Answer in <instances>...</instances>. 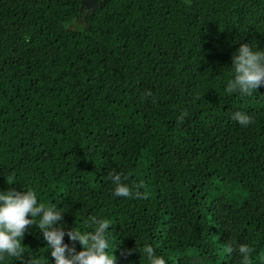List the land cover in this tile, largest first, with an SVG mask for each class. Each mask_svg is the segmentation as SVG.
Listing matches in <instances>:
<instances>
[{
  "label": "trees",
  "instance_id": "trees-1",
  "mask_svg": "<svg viewBox=\"0 0 264 264\" xmlns=\"http://www.w3.org/2000/svg\"><path fill=\"white\" fill-rule=\"evenodd\" d=\"M80 3L0 0V192L34 190L65 228L111 221L116 264H150L146 245L166 264H242L224 251L240 244L264 264V86L224 91L239 45L264 49V0ZM112 172L146 198L114 197ZM21 243L55 264L37 226Z\"/></svg>",
  "mask_w": 264,
  "mask_h": 264
},
{
  "label": "clouds",
  "instance_id": "clouds-1",
  "mask_svg": "<svg viewBox=\"0 0 264 264\" xmlns=\"http://www.w3.org/2000/svg\"><path fill=\"white\" fill-rule=\"evenodd\" d=\"M233 78L229 79L224 89L226 94L238 93L242 96H251L259 87L264 86V49L254 48L247 43H241L231 57ZM145 96H152L151 91H146ZM188 116L186 110L181 112L177 123L182 124ZM241 127H247L254 123L253 118L245 112L237 111L232 114ZM114 186L113 196L121 198H146V193L139 189L142 185H129L126 174L112 172L108 175ZM63 212L52 206H45L38 202L34 190L18 191L9 188L0 192V260L6 257L20 260L21 264H41L39 259L24 258L25 249L21 243L28 230L37 226L47 242V248L55 264H116L113 253L115 247L110 246L108 238L110 226L113 225L107 219H98L89 216L85 220L90 231H78L73 228H65L61 223L64 219ZM94 226V227H93ZM67 235L72 245L64 242ZM79 242L81 250L77 251L75 243ZM139 252V249H136ZM133 249H128L123 255H131ZM224 251L231 255L236 252L242 256V264H251L250 248L247 244L237 247L226 245ZM144 255L150 264H166L163 257L155 254L154 248L146 245Z\"/></svg>",
  "mask_w": 264,
  "mask_h": 264
},
{
  "label": "flooded vegetation",
  "instance_id": "flooded-vegetation-1",
  "mask_svg": "<svg viewBox=\"0 0 264 264\" xmlns=\"http://www.w3.org/2000/svg\"><path fill=\"white\" fill-rule=\"evenodd\" d=\"M95 0H84V4L80 10V14L83 17L85 13H89Z\"/></svg>",
  "mask_w": 264,
  "mask_h": 264
},
{
  "label": "water",
  "instance_id": "water-1",
  "mask_svg": "<svg viewBox=\"0 0 264 264\" xmlns=\"http://www.w3.org/2000/svg\"><path fill=\"white\" fill-rule=\"evenodd\" d=\"M105 1L107 0H95L91 7V10L89 11V14H91L95 8L100 7ZM83 4H84V0H81L79 11L81 10Z\"/></svg>",
  "mask_w": 264,
  "mask_h": 264
},
{
  "label": "rangeland",
  "instance_id": "rangeland-1",
  "mask_svg": "<svg viewBox=\"0 0 264 264\" xmlns=\"http://www.w3.org/2000/svg\"><path fill=\"white\" fill-rule=\"evenodd\" d=\"M83 21H82V17L76 19L73 23V26L72 27H76V26H80L82 25Z\"/></svg>",
  "mask_w": 264,
  "mask_h": 264
}]
</instances>
